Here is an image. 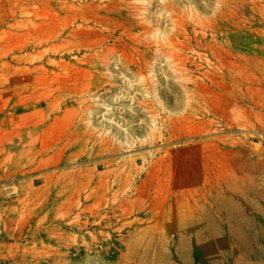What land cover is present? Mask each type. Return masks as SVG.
Instances as JSON below:
<instances>
[{"label": "rangeland", "instance_id": "374dc122", "mask_svg": "<svg viewBox=\"0 0 264 264\" xmlns=\"http://www.w3.org/2000/svg\"><path fill=\"white\" fill-rule=\"evenodd\" d=\"M238 251L264 264V0H0V264Z\"/></svg>", "mask_w": 264, "mask_h": 264}, {"label": "bare ground", "instance_id": "6f19581e", "mask_svg": "<svg viewBox=\"0 0 264 264\" xmlns=\"http://www.w3.org/2000/svg\"><path fill=\"white\" fill-rule=\"evenodd\" d=\"M241 196V195H240ZM207 198V197H206ZM205 198V202L209 205V207L211 208V210H212V213L215 215V216H218V217H220L221 219H222V221H224V223H228L229 225H233V218H235V212H232V213H230V216L229 215H227V214H225V211H224V209L223 208H214V206H213V204L211 203L212 201L210 200V201H208L207 199ZM245 200H246V198H244V197H238V199H237V203H242L243 204V202H245ZM223 201H228V200H223ZM221 202V201H220ZM241 204V205H242ZM208 207V206H207ZM220 207H222V205L220 206ZM231 227V226H230ZM226 234L228 235V237H231V238H233L234 237V235L236 234V232L235 231H233L232 230V227H231V230H230V232H229V230H226ZM236 236V235H235ZM236 245H240V247H241V244L240 243H234V245H233V247H234V250H235V248H236ZM247 257L241 252V251H238L237 252V254H236V259L239 261L238 263H240V264H242V262H240V261H243V260H245ZM201 262H202V264H207V262L206 261H208L209 262V264H215L217 261L216 260H213L210 256L209 257H200V259H199ZM197 264V263H196ZM201 264V263H200Z\"/></svg>", "mask_w": 264, "mask_h": 264}]
</instances>
